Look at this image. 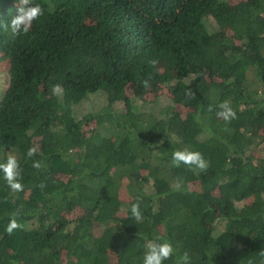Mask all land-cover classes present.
Instances as JSON below:
<instances>
[{
    "label": "trees",
    "instance_id": "trees-1",
    "mask_svg": "<svg viewBox=\"0 0 264 264\" xmlns=\"http://www.w3.org/2000/svg\"><path fill=\"white\" fill-rule=\"evenodd\" d=\"M34 3L26 35L0 28V162L24 186L0 173V264H142L156 236L164 264H264V0ZM18 6L0 0V22ZM184 148L207 170L173 167Z\"/></svg>",
    "mask_w": 264,
    "mask_h": 264
},
{
    "label": "clouds",
    "instance_id": "clouds-1",
    "mask_svg": "<svg viewBox=\"0 0 264 264\" xmlns=\"http://www.w3.org/2000/svg\"><path fill=\"white\" fill-rule=\"evenodd\" d=\"M44 11L45 9L40 3L29 4V0H19V6L16 8L15 14L7 22H0V28L4 31H10L13 38L26 35L30 31L33 22L44 15ZM151 63L155 64L156 61H152ZM142 86L149 87L148 80H143ZM52 93L53 95L61 96L63 94L62 85H53ZM185 96L194 98L195 94L189 89L185 92ZM218 107L220 109L217 112L219 118L226 122L236 119V112L231 108L228 101L222 102ZM36 152L37 148L31 147L28 149L26 155L32 157ZM171 165L173 167L184 165L189 169H197L201 172L206 171L209 167L208 161L205 160L201 152L189 150L188 148L173 151L171 154ZM32 166L39 169L41 163L39 161H34ZM21 172L22 169L15 154L8 153L6 158L0 162V173L3 174V179L6 181L10 190L16 193L24 189L21 183ZM182 185L183 181H176L174 183V190L179 191ZM40 187H44V185H40ZM130 211L136 221L139 222L143 219L139 200L131 205ZM18 215L19 212L10 214L9 221L5 228L6 234L12 235L16 230L23 228V225L17 219ZM174 252L175 249L170 241L156 236L154 239H149L146 242L142 264H164V261L170 259ZM261 255H264V253H261ZM176 264H192L189 253L185 251L180 254Z\"/></svg>",
    "mask_w": 264,
    "mask_h": 264
},
{
    "label": "rangeland",
    "instance_id": "rangeland-1",
    "mask_svg": "<svg viewBox=\"0 0 264 264\" xmlns=\"http://www.w3.org/2000/svg\"><path fill=\"white\" fill-rule=\"evenodd\" d=\"M4 79H5V72L2 71V72H0V83L1 82L4 83ZM159 101H162V104H163V103L167 102V99L165 100V98L161 97ZM179 107H182V106H179ZM93 129H94V125L91 124V125H89V127L86 128V132H90Z\"/></svg>",
    "mask_w": 264,
    "mask_h": 264
}]
</instances>
